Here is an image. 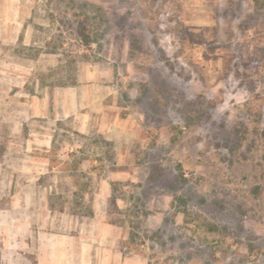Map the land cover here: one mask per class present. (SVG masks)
<instances>
[{
  "label": "rangeland",
  "instance_id": "374dc122",
  "mask_svg": "<svg viewBox=\"0 0 264 264\" xmlns=\"http://www.w3.org/2000/svg\"><path fill=\"white\" fill-rule=\"evenodd\" d=\"M21 2L61 54L48 81L105 98L90 135L69 120V144L112 183L145 264H264V0ZM10 78L0 95L23 97Z\"/></svg>",
  "mask_w": 264,
  "mask_h": 264
},
{
  "label": "crops",
  "instance_id": "0c3cea01",
  "mask_svg": "<svg viewBox=\"0 0 264 264\" xmlns=\"http://www.w3.org/2000/svg\"><path fill=\"white\" fill-rule=\"evenodd\" d=\"M26 8L21 0H0V80L11 75L24 95H0V264H145L107 209L112 183L98 161L69 144V120L90 135L105 98L84 83L48 81L61 54L42 49ZM17 49L19 61L10 62ZM42 67L47 80L31 83L28 74ZM5 124H12L7 135Z\"/></svg>",
  "mask_w": 264,
  "mask_h": 264
},
{
  "label": "trees",
  "instance_id": "16d2710c",
  "mask_svg": "<svg viewBox=\"0 0 264 264\" xmlns=\"http://www.w3.org/2000/svg\"><path fill=\"white\" fill-rule=\"evenodd\" d=\"M85 30L86 29H84V31H82V33H81L82 39H83L85 44H90L91 43V39L89 38V36L87 35Z\"/></svg>",
  "mask_w": 264,
  "mask_h": 264
}]
</instances>
